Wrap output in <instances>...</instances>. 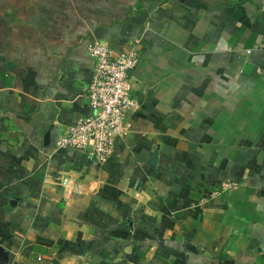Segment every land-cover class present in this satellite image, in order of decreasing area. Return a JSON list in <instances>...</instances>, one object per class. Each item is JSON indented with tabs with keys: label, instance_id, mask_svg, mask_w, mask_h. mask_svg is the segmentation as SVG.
I'll list each match as a JSON object with an SVG mask.
<instances>
[{
	"label": "crops",
	"instance_id": "1",
	"mask_svg": "<svg viewBox=\"0 0 264 264\" xmlns=\"http://www.w3.org/2000/svg\"><path fill=\"white\" fill-rule=\"evenodd\" d=\"M92 40L139 54L101 163ZM0 264H264V0H0Z\"/></svg>",
	"mask_w": 264,
	"mask_h": 264
},
{
	"label": "built area",
	"instance_id": "2",
	"mask_svg": "<svg viewBox=\"0 0 264 264\" xmlns=\"http://www.w3.org/2000/svg\"><path fill=\"white\" fill-rule=\"evenodd\" d=\"M86 48L93 61L92 76L85 89L91 112L65 125L55 147L83 150L101 163L113 152L115 140L129 133L128 116L139 107L130 82V73L139 62V54L136 46L115 53L100 40H92ZM61 183L66 186V178ZM226 185L234 188L237 183ZM79 188L80 184L73 182L71 189L77 191Z\"/></svg>",
	"mask_w": 264,
	"mask_h": 264
},
{
	"label": "water",
	"instance_id": "3",
	"mask_svg": "<svg viewBox=\"0 0 264 264\" xmlns=\"http://www.w3.org/2000/svg\"><path fill=\"white\" fill-rule=\"evenodd\" d=\"M46 139H47V134H46ZM155 157H156V155H155V153H153V155H152V160L153 161L155 160Z\"/></svg>",
	"mask_w": 264,
	"mask_h": 264
}]
</instances>
